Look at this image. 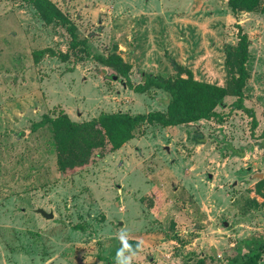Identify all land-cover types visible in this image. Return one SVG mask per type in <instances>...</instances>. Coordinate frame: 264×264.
Returning <instances> with one entry per match:
<instances>
[{
	"label": "rangeland",
	"instance_id": "1",
	"mask_svg": "<svg viewBox=\"0 0 264 264\" xmlns=\"http://www.w3.org/2000/svg\"><path fill=\"white\" fill-rule=\"evenodd\" d=\"M74 24L69 47L58 22L44 24L22 0H0V264H116L118 234L141 247L132 264H230L260 244L264 264V12L232 13L226 0H50ZM248 39L241 110L223 97L215 118L160 126L141 122L116 149L95 148L59 173L46 152L43 114L71 120L102 112L164 111L168 97L131 86L141 73L224 85V46ZM44 50L35 60L34 52ZM117 53L128 81L96 62ZM66 55V57H62ZM184 76V74L182 75ZM209 174L210 177H207ZM52 211L44 219L34 211ZM120 221V224H117Z\"/></svg>",
	"mask_w": 264,
	"mask_h": 264
},
{
	"label": "trees",
	"instance_id": "2",
	"mask_svg": "<svg viewBox=\"0 0 264 264\" xmlns=\"http://www.w3.org/2000/svg\"><path fill=\"white\" fill-rule=\"evenodd\" d=\"M29 3L44 24L58 22L69 36V47H81L86 52L84 40H77L74 24L50 0H22ZM226 6L232 13L237 11L264 12V0H226ZM248 39L244 32L237 30L234 44L224 46V68L226 79L224 85L194 79L191 72L171 61L175 70L173 76L141 73L142 80L131 88L135 92H144L150 88L163 91L168 97L164 111L151 110L146 113L130 114L114 111L102 112L88 120H71L66 113L60 111L54 116L43 114L41 118L30 124L28 133L41 129L46 152L54 159L55 170L59 173L80 168L88 162L95 148L106 143L110 149L118 148L133 136V129L141 122L157 123L160 126L184 124L199 119L215 118L222 120L224 113L215 110L216 106H225L223 97L233 96L228 104V113L233 109L243 111L249 118L250 128L256 125L252 109L243 104V86L249 77L246 67L248 59ZM44 50L34 52L35 60ZM63 58L66 55L62 56ZM92 58L99 64L111 68L116 74L128 81L129 64L115 52L106 55L93 54ZM184 74V76H182ZM4 130L1 134L9 133ZM264 134V130L262 131ZM256 191L264 189V173L256 184ZM128 243L136 249L137 241L128 239ZM117 239V248H121ZM138 250V249H137ZM260 244L250 249L245 256L228 258L230 264H257ZM204 255L189 260L186 264H205Z\"/></svg>",
	"mask_w": 264,
	"mask_h": 264
},
{
	"label": "clouds",
	"instance_id": "3",
	"mask_svg": "<svg viewBox=\"0 0 264 264\" xmlns=\"http://www.w3.org/2000/svg\"><path fill=\"white\" fill-rule=\"evenodd\" d=\"M118 238L122 246L116 253V264H132L137 249L141 247L140 243H137L136 249H134L133 246L128 243V233L124 230L118 234Z\"/></svg>",
	"mask_w": 264,
	"mask_h": 264
},
{
	"label": "water",
	"instance_id": "4",
	"mask_svg": "<svg viewBox=\"0 0 264 264\" xmlns=\"http://www.w3.org/2000/svg\"><path fill=\"white\" fill-rule=\"evenodd\" d=\"M207 177H210L209 174H207ZM34 211L38 213L41 217L44 219H51L53 217L52 211H46L41 207L34 208ZM120 221H117V224H120Z\"/></svg>",
	"mask_w": 264,
	"mask_h": 264
}]
</instances>
